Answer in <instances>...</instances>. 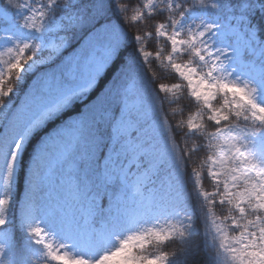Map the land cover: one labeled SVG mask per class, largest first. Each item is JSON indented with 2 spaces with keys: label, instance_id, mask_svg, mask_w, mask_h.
I'll use <instances>...</instances> for the list:
<instances>
[{
  "label": "snow or ice",
  "instance_id": "6c2138e0",
  "mask_svg": "<svg viewBox=\"0 0 264 264\" xmlns=\"http://www.w3.org/2000/svg\"><path fill=\"white\" fill-rule=\"evenodd\" d=\"M0 264H264V0H0Z\"/></svg>",
  "mask_w": 264,
  "mask_h": 264
},
{
  "label": "trees",
  "instance_id": "16d2710c",
  "mask_svg": "<svg viewBox=\"0 0 264 264\" xmlns=\"http://www.w3.org/2000/svg\"><path fill=\"white\" fill-rule=\"evenodd\" d=\"M162 82H165V83H172V82H175V81H173L171 78H168V79H165V80H163ZM188 104V101L187 100H183V101H181V103H180V107H185L186 105ZM173 107H176V105H173ZM166 110H168L167 109V106H166ZM194 110V109H193ZM189 114V112H188V110H187V108L185 107V111H184V113H183V116H176V117H171V116H169V120H170V122L173 124V126L175 125V123H176V121L178 120V119H181V118H186L187 117V115ZM177 139H179V137H177ZM205 187L208 189V190H211V188H210V184L206 181L205 182Z\"/></svg>",
  "mask_w": 264,
  "mask_h": 264
}]
</instances>
